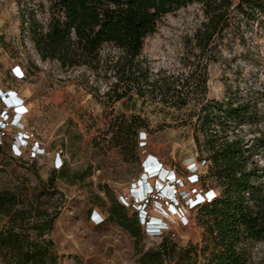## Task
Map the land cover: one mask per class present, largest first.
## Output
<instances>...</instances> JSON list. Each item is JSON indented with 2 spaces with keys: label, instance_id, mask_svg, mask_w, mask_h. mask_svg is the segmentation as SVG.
<instances>
[{
  "label": "rangeland",
  "instance_id": "1",
  "mask_svg": "<svg viewBox=\"0 0 264 264\" xmlns=\"http://www.w3.org/2000/svg\"><path fill=\"white\" fill-rule=\"evenodd\" d=\"M51 1L0 0V190L16 193L20 202L15 209L33 216L15 231L51 241L54 264H139L138 251L156 246L162 239L145 232L134 237L111 219L110 207L125 199L129 202H124L129 206L125 207L127 217L135 218L133 206L137 209L145 201L137 193L140 182L153 179L147 165L151 155L184 179L192 173L189 168L193 163L199 167L194 172H200L197 158L208 156L200 131L205 103L215 99L234 106L249 105V119L233 122L230 136L243 138L250 146V161L264 170V146L255 139L264 136V13H236L234 26L228 33L217 32L205 50L196 38L205 19L200 3L184 6L161 20L156 32L145 39L140 59L141 66L149 68L150 81L163 79L168 84L175 79L176 84L181 83L178 87L186 81L193 84L188 102L173 105L149 94L129 93L115 100L122 89L112 91L119 50L111 45L104 47L103 55L115 61L105 63L99 73L67 69L43 59L23 18L36 8L45 19ZM14 91L24 102L17 109ZM17 110L22 119L11 125ZM123 114H140L149 123L148 128H139L124 148L111 139L113 123ZM145 131L147 137L142 134ZM23 133L28 135L26 146L18 140ZM60 169L65 170L64 177H57L52 184L53 170ZM205 182L204 189L213 188L221 194L213 178ZM183 188H198L192 197L205 192L193 182ZM163 203L167 209L168 203ZM151 213L170 222L165 232L171 233L178 246L202 245L205 215L199 209L187 207V222L173 213V221L163 212ZM47 219L52 220V226L42 237L28 225ZM10 220L0 216V232L12 226ZM243 249L247 264H264V240L247 239ZM0 264H16L9 249L1 245Z\"/></svg>",
  "mask_w": 264,
  "mask_h": 264
},
{
  "label": "trees",
  "instance_id": "2",
  "mask_svg": "<svg viewBox=\"0 0 264 264\" xmlns=\"http://www.w3.org/2000/svg\"><path fill=\"white\" fill-rule=\"evenodd\" d=\"M193 3L202 5L205 16L196 33L198 45L203 50L213 42L217 32L228 33L234 26L236 13L243 16L264 13V0H52L48 17L41 19L38 10L31 8L23 24L28 25L31 40L41 57L56 61L63 68H86L99 73L105 63L115 61L114 58L106 59L109 56L105 58L104 47L111 45L119 50L113 66L117 82L112 91L122 90L115 100L129 93L130 96L149 94L164 103L184 105L191 98L193 84L186 81L178 87L181 83L176 84L175 79L168 84L163 79L150 81L149 68L141 66L140 56L145 39L156 32L161 20ZM39 7L45 13L44 6L40 4ZM249 109L248 104L234 106L231 102L215 99L201 107L200 131L208 156L197 158L200 172L195 184L205 191L213 190L215 195L209 201L202 198L193 208L205 215L202 245L178 246L171 233L164 231L158 234L162 239L159 244L138 251L139 264H247L244 241L264 240V170L250 161V146L244 139L238 135L232 137L230 132L233 122L241 124L249 119ZM148 126L147 119L140 114H123L113 123L111 139L124 148L139 128ZM142 134L147 137L146 131ZM195 139L200 145L198 134ZM255 139L264 146V136ZM205 169L209 170L205 173ZM64 173V169L53 170L49 180L54 184ZM210 178L221 188L220 195L215 189L202 186ZM183 180L185 184L190 183L188 176ZM19 202L16 193L0 190V216L10 217L12 225L0 232V245L9 249L16 264H54L51 241L31 239L15 231L16 227L24 228V222L33 218L29 211L15 209ZM125 207L129 206L124 202L113 204L111 219L117 220L134 237H141L145 230L138 210L133 206L135 218L130 219ZM28 225L42 237L51 229L52 220H42V223L34 220Z\"/></svg>",
  "mask_w": 264,
  "mask_h": 264
},
{
  "label": "built area",
  "instance_id": "3",
  "mask_svg": "<svg viewBox=\"0 0 264 264\" xmlns=\"http://www.w3.org/2000/svg\"><path fill=\"white\" fill-rule=\"evenodd\" d=\"M1 48H0V52H1ZM21 70L20 68H18V71ZM19 72H22V71H19ZM14 93H16V91H14ZM13 94V93H12ZM13 101L15 102V109L19 108V107H22L24 105V102L22 100L21 97H14L13 96ZM17 113H18V120L15 122V123H12V118H11V125H18L20 124V121L22 119V113L19 112V110H17ZM14 116V115H13ZM21 117V118H20ZM1 121H3V119H1ZM5 122V121H4ZM6 123L8 124V121H6ZM0 129H3L2 127H0ZM28 135L27 133H23V134H19L18 136V140L20 142V144L22 146H26L28 145ZM35 146V145H34ZM151 157H155L156 159H153V160H150L149 161V168H153L155 167L157 170H155L154 172L150 173V174H155L161 170H163L164 168L167 169L168 171H173L176 175H178V173L176 172L175 169H172V168H168L167 166L164 165V163H162L159 158H157L156 156L154 155H151ZM191 165V164H190ZM197 165L195 163L192 164V167L189 168V170L192 172L188 175V178H189V182H193L195 183V180H196V176H197V173H195L194 171L197 170ZM161 167V168H160ZM149 169V171H150ZM178 177H180L178 175ZM181 179L183 180V178L181 177ZM184 182V185L183 186H180V184L178 183H172L174 186H175V190L177 191L176 194H180L182 192V190H184V186H185V181L183 180ZM199 189L198 188H194V191L192 194H197V191ZM208 191V190H207ZM211 191V190H210ZM206 192V191H205ZM205 192L204 194L203 193H198L197 197L199 196H203V198H205ZM153 198L151 197H146L145 201H144V205L145 207L144 208H140L138 210L139 212V216H140V219H141V222L142 224L144 225V230H145V233L148 235V236H151V237H154V236H158V234H160L161 232H164L165 230L167 229H170L171 227V224L170 222L168 221H165L167 223V226L166 227H162V228H158V229H155V228H152L149 226V218L151 215H154L153 213H151V211L153 212H159V213H164L166 216H168L169 220L170 221H173V217L171 216L170 213L173 212L172 215H178V217L180 218V220L183 222L185 220V222L188 221V218H187V215H186V209L187 207L193 209L195 206L193 203H190V204H186L184 199H182L180 196H178V201L176 202H172L171 199H165V198H161L160 195L158 196V193L156 194H153L152 195ZM161 198V199H160ZM192 198H196V197H192ZM213 197H208L207 200H211ZM124 202H127L125 199L123 200ZM163 201L167 202L169 205H173L175 207V210L174 211H168L163 203ZM157 202H161L162 203V207L166 210H162V208L156 206V203ZM155 210V211H154Z\"/></svg>",
  "mask_w": 264,
  "mask_h": 264
},
{
  "label": "clouds",
  "instance_id": "4",
  "mask_svg": "<svg viewBox=\"0 0 264 264\" xmlns=\"http://www.w3.org/2000/svg\"><path fill=\"white\" fill-rule=\"evenodd\" d=\"M15 107H16V105H15ZM17 119H18V113L16 112V114H15L14 117H13L12 122L15 123Z\"/></svg>",
  "mask_w": 264,
  "mask_h": 264
},
{
  "label": "crops",
  "instance_id": "5",
  "mask_svg": "<svg viewBox=\"0 0 264 264\" xmlns=\"http://www.w3.org/2000/svg\"><path fill=\"white\" fill-rule=\"evenodd\" d=\"M13 96H14V97H18V95H17L16 93H14V92H13Z\"/></svg>",
  "mask_w": 264,
  "mask_h": 264
},
{
  "label": "bare ground",
  "instance_id": "6",
  "mask_svg": "<svg viewBox=\"0 0 264 264\" xmlns=\"http://www.w3.org/2000/svg\"><path fill=\"white\" fill-rule=\"evenodd\" d=\"M149 157V156H148ZM150 158V157H149ZM149 169V168H148ZM138 186V185H137ZM136 195H137V193H135ZM173 213V212H172ZM174 218H176V217H174Z\"/></svg>",
  "mask_w": 264,
  "mask_h": 264
}]
</instances>
